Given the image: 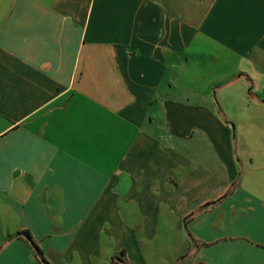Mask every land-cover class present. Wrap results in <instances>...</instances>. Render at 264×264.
Segmentation results:
<instances>
[{"label": "crops", "instance_id": "0c3cea01", "mask_svg": "<svg viewBox=\"0 0 264 264\" xmlns=\"http://www.w3.org/2000/svg\"><path fill=\"white\" fill-rule=\"evenodd\" d=\"M0 264H264V0H0Z\"/></svg>", "mask_w": 264, "mask_h": 264}, {"label": "trees", "instance_id": "16d2710c", "mask_svg": "<svg viewBox=\"0 0 264 264\" xmlns=\"http://www.w3.org/2000/svg\"><path fill=\"white\" fill-rule=\"evenodd\" d=\"M14 236H18V237H22L24 238L32 247L34 253L40 257V259L42 260V262H45V260L40 256V250L38 248V246L33 242V240L31 239V236L29 235L28 232L26 231H21L18 232L17 234H15Z\"/></svg>", "mask_w": 264, "mask_h": 264}]
</instances>
